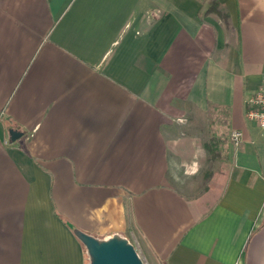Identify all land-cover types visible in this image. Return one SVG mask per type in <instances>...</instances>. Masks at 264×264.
Listing matches in <instances>:
<instances>
[{
    "label": "crops",
    "instance_id": "0c3cea01",
    "mask_svg": "<svg viewBox=\"0 0 264 264\" xmlns=\"http://www.w3.org/2000/svg\"><path fill=\"white\" fill-rule=\"evenodd\" d=\"M212 1L0 0V264H264V0Z\"/></svg>",
    "mask_w": 264,
    "mask_h": 264
},
{
    "label": "water",
    "instance_id": "95a60500",
    "mask_svg": "<svg viewBox=\"0 0 264 264\" xmlns=\"http://www.w3.org/2000/svg\"><path fill=\"white\" fill-rule=\"evenodd\" d=\"M22 135L18 130H10L12 141ZM75 235L85 246L90 264H144L134 245L126 238L114 235L108 239H99L78 229L75 230Z\"/></svg>",
    "mask_w": 264,
    "mask_h": 264
},
{
    "label": "built area",
    "instance_id": "2783aa9c",
    "mask_svg": "<svg viewBox=\"0 0 264 264\" xmlns=\"http://www.w3.org/2000/svg\"><path fill=\"white\" fill-rule=\"evenodd\" d=\"M246 117L264 129V84L247 97ZM241 137L242 133L240 131H234L232 133V139L235 143H239Z\"/></svg>",
    "mask_w": 264,
    "mask_h": 264
},
{
    "label": "rangeland",
    "instance_id": "374dc122",
    "mask_svg": "<svg viewBox=\"0 0 264 264\" xmlns=\"http://www.w3.org/2000/svg\"><path fill=\"white\" fill-rule=\"evenodd\" d=\"M209 121L208 120H203V119H200L199 120V127L201 128L202 131H206L207 129H209V127L207 128V125ZM222 138L221 137H210L208 139V144L211 143L213 145L215 144H220V141ZM211 171V167L210 165H208L206 168H204L202 174H200L198 177H195V178H189L187 180L184 181L183 183V187L184 188H191L193 187V190L194 188H202L203 185H202V181L204 178H206L208 176V173ZM134 247L136 248L139 256L141 257V259L143 260L144 264H158L157 262H154L149 256L148 254L146 253L145 249L143 248V246L137 242L134 241ZM89 257V256H88ZM90 259V258H89ZM88 263H89V260H88Z\"/></svg>",
    "mask_w": 264,
    "mask_h": 264
},
{
    "label": "trees",
    "instance_id": "16d2710c",
    "mask_svg": "<svg viewBox=\"0 0 264 264\" xmlns=\"http://www.w3.org/2000/svg\"><path fill=\"white\" fill-rule=\"evenodd\" d=\"M219 6H220L219 2L217 0H214L211 2L208 11H210V12L214 11V12L218 13L224 20H227V15L219 9ZM206 147L209 150V144H207Z\"/></svg>",
    "mask_w": 264,
    "mask_h": 264
}]
</instances>
